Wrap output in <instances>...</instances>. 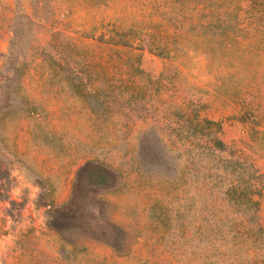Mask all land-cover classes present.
<instances>
[{"label": "rangeland", "instance_id": "374dc122", "mask_svg": "<svg viewBox=\"0 0 264 264\" xmlns=\"http://www.w3.org/2000/svg\"><path fill=\"white\" fill-rule=\"evenodd\" d=\"M0 264H264V0H0Z\"/></svg>", "mask_w": 264, "mask_h": 264}]
</instances>
